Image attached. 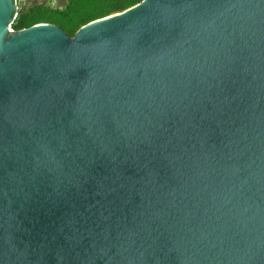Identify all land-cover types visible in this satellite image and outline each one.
Masks as SVG:
<instances>
[{
  "label": "water",
  "instance_id": "obj_1",
  "mask_svg": "<svg viewBox=\"0 0 264 264\" xmlns=\"http://www.w3.org/2000/svg\"><path fill=\"white\" fill-rule=\"evenodd\" d=\"M0 264H264V0H141L10 28Z\"/></svg>",
  "mask_w": 264,
  "mask_h": 264
},
{
  "label": "trees",
  "instance_id": "obj_2",
  "mask_svg": "<svg viewBox=\"0 0 264 264\" xmlns=\"http://www.w3.org/2000/svg\"><path fill=\"white\" fill-rule=\"evenodd\" d=\"M139 1L141 0H71L69 5L62 10H50L40 6L34 9L48 12L38 14V17L33 18L30 17L32 15H29V13L25 14L16 23L12 24V27L17 30L38 22L53 23L51 20L56 18L62 23V26H60L64 31L73 36L82 25L111 13L122 11ZM54 16L56 17L54 18Z\"/></svg>",
  "mask_w": 264,
  "mask_h": 264
},
{
  "label": "rangeland",
  "instance_id": "obj_3",
  "mask_svg": "<svg viewBox=\"0 0 264 264\" xmlns=\"http://www.w3.org/2000/svg\"><path fill=\"white\" fill-rule=\"evenodd\" d=\"M70 1L71 0H15L16 11L14 14L12 24L16 23V21L21 16H24L25 14L29 13V15H32L30 17L33 18V17H38V14H43V13L48 12L46 10L34 9L36 7L41 6L42 8L50 9V10H54V9L62 10V9H65L69 5ZM31 9H34V10H31ZM55 17L56 16H54V18ZM51 21L53 23H56L62 26V23H60L59 19L55 18Z\"/></svg>",
  "mask_w": 264,
  "mask_h": 264
},
{
  "label": "built area",
  "instance_id": "obj_4",
  "mask_svg": "<svg viewBox=\"0 0 264 264\" xmlns=\"http://www.w3.org/2000/svg\"><path fill=\"white\" fill-rule=\"evenodd\" d=\"M10 28H11V31L14 30V29L12 28V22L10 23Z\"/></svg>",
  "mask_w": 264,
  "mask_h": 264
}]
</instances>
